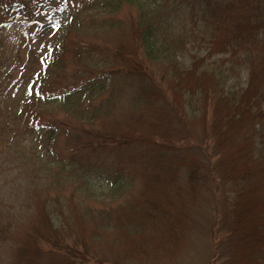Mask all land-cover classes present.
<instances>
[{"label":"trees","instance_id":"trees-1","mask_svg":"<svg viewBox=\"0 0 264 264\" xmlns=\"http://www.w3.org/2000/svg\"><path fill=\"white\" fill-rule=\"evenodd\" d=\"M116 1L93 0L94 8L97 3L104 8ZM53 2L34 0L37 13L31 14L30 0H0V97H16L25 83L13 78L20 45L12 43L11 37L20 28L19 41L25 38L22 44L43 43L57 24ZM64 3L67 0L62 9ZM53 10V17H44ZM106 23L120 30L128 27L125 19L117 17ZM136 23L132 33L140 56L130 58L128 66H110L99 72L81 92L107 91L109 82L112 100L121 93L128 95L137 109L141 95L151 91L153 97L166 99L175 123L166 109L156 124L140 125L136 119L133 124L113 125L112 133L95 135L98 139L87 145L84 156L65 161L69 168L77 166L80 173L75 177L81 185L103 178L124 191L139 177L134 202L131 206H99L103 208L99 211L89 207L85 213L78 211L77 204L65 205L62 194L45 197L38 219L17 246L16 264H127L125 254L146 252L141 231L149 228L148 221L160 225L161 240L175 247L174 236L166 238L165 230L171 231L166 218L175 219L170 226L184 236L183 221L201 193L213 184L216 166L222 172L235 259L247 257L246 264H264V0H163L154 11L142 10ZM147 61L156 63L157 75ZM71 96L72 92L64 99L69 102ZM40 98L41 102L58 101L44 94ZM91 118L90 114L86 122ZM31 133L41 141L40 149L54 148L50 126L38 123ZM150 156L154 160H148ZM131 166L140 170L133 178L128 172ZM210 166L211 179L206 170ZM163 184L169 197L163 191L155 195ZM136 214L144 216L134 220H139L140 231L131 223ZM67 217L73 221L69 223ZM67 231H77L72 246L60 234ZM6 232L0 228L7 238ZM95 242L102 254L94 252Z\"/></svg>","mask_w":264,"mask_h":264},{"label":"rangeland","instance_id":"rangeland-1","mask_svg":"<svg viewBox=\"0 0 264 264\" xmlns=\"http://www.w3.org/2000/svg\"><path fill=\"white\" fill-rule=\"evenodd\" d=\"M162 1L119 0L104 8L97 3L94 8L93 0H67L69 7L64 3L62 9L63 0H54L57 24L52 26L43 43L34 41L32 44H22L25 38L19 41L22 35L18 34L20 28L14 32L16 35L11 37L12 43L20 46L17 48L19 50L16 57L19 63L13 78L25 80V83L16 97H7L5 94L0 97V228L9 232L7 238V234H0V264H16V252L19 250L17 246L38 219V212L45 197L62 194L65 196V205L77 204L78 211L83 212L93 207L96 211L103 209L99 206L133 204L137 194L135 191L140 185L139 177H134L132 187L124 191L103 178L81 185V181L75 177V174L80 173L77 166L69 168L65 161L84 156L87 145L98 139L95 135L99 131L112 133L115 131L111 129L115 128L113 125L133 124L136 119L140 125L156 124L161 120V111H168L166 99L158 95L153 97L151 91L141 95V103L137 109L130 102L128 95L123 97L121 93L112 100L113 97L109 96L113 95V85L109 82L107 91L81 92L85 83L100 74L99 72L107 70L110 66H128L130 58L140 56L132 25L136 23L142 10L154 11L162 5ZM28 5L31 14L37 13L34 0H30ZM54 10L44 17H53ZM113 17L125 19L128 27L120 30L114 28L113 24L106 23ZM147 62L153 74L157 75L156 63ZM70 92L72 96L68 102L64 97ZM43 94L51 99L55 97L58 101L41 102L39 97ZM37 110L41 111L39 115L36 114ZM168 112L175 123V113ZM90 114L93 118L86 122ZM38 123L53 128V149H40L41 141H37L36 136L31 133ZM24 130L27 132L23 133ZM261 133L264 135V129ZM194 134L198 136V133ZM49 150L52 152L49 153ZM114 156L115 154L109 155V160ZM148 160L154 159L150 156ZM171 161L175 170V158L171 157ZM211 168L213 166L206 169L210 179L214 174ZM215 169L213 184L201 193L193 210L190 209L189 217H185L183 221L186 223L184 236L180 234L181 230L170 226L174 224L175 219L172 221L171 218H166V224H169L171 229L165 230V233L168 232L166 238L176 236L172 237L175 239V247L167 240H161L164 236H159L163 232L160 225L155 226L153 221H148L149 228L143 227L145 234L141 231L146 252L134 256L125 254L129 261L127 264L249 262L247 257H242L239 261L235 259V248L229 240L231 227L223 198L222 172L218 166ZM137 171L140 170L134 166L128 169L132 178ZM61 177L63 181L59 183ZM140 178L143 180V176ZM33 185L38 188L33 189ZM164 186L166 185H161L155 195L163 191L164 196L169 197L170 191ZM36 194L42 199L35 198ZM151 198L155 201L154 196ZM158 200L161 201L160 197ZM150 216L155 217L153 213H150ZM69 218L66 220L70 223L73 218ZM135 218L142 220L144 216L136 214L131 219L135 229L139 230V220L134 221ZM152 225L157 227V230L153 229ZM60 234L66 238L64 240L69 246H72V240L77 239V231ZM178 235L180 239L177 238ZM93 250L102 254L96 242Z\"/></svg>","mask_w":264,"mask_h":264}]
</instances>
